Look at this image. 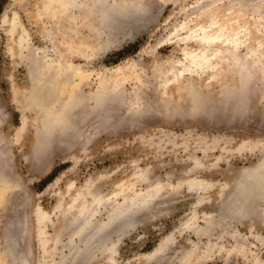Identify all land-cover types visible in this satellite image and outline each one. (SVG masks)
<instances>
[{
	"label": "rangeland",
	"instance_id": "rangeland-1",
	"mask_svg": "<svg viewBox=\"0 0 264 264\" xmlns=\"http://www.w3.org/2000/svg\"><path fill=\"white\" fill-rule=\"evenodd\" d=\"M44 1L0 0V264L83 250L62 227L78 193L72 211L99 196L91 222H105L157 184L151 203L106 228L80 264H264L258 192L242 203L250 219L210 202L229 175L264 160V0L242 10L255 0H142L139 17L120 20L87 55L64 51L65 24L41 11ZM165 100L183 114L169 115Z\"/></svg>",
	"mask_w": 264,
	"mask_h": 264
},
{
	"label": "bare ground",
	"instance_id": "bare-ground-1",
	"mask_svg": "<svg viewBox=\"0 0 264 264\" xmlns=\"http://www.w3.org/2000/svg\"><path fill=\"white\" fill-rule=\"evenodd\" d=\"M141 1L142 0H112V2H114V3H108V1H106V0H81V2L78 3L77 0H45L43 2V4H41V6H42L41 11L48 13L50 18L51 17L57 18L59 21H61V22H63V24H65V26H64L65 31L63 32V35H62V38L64 40V43H63L64 51H65V49L67 51L73 52V53H78L80 51L83 55H87V52H88L87 50H88V47L91 45V43H92L91 47H93L94 46L93 43L95 44V43L99 42L101 40V38L106 34L105 32H107V30L109 31L110 29L112 30L113 28H117L118 22L120 20L128 19L132 22L136 18H138L139 17L138 12L137 11L135 12V10H138L137 7L138 8L139 7L144 8V5L142 4ZM256 3L258 5L263 4V0H255L254 2H248V3L246 2L245 5H242V8L240 7V10L246 9L247 7H251L252 4H256ZM72 9H75L77 14H72L73 13V12L71 13ZM147 14H148V11H147ZM145 16H147V15H145ZM135 25H136V23H135ZM79 26L84 27L88 30L89 38L80 35L79 29H78ZM73 40H74V42H73ZM216 48H217V46H216ZM229 54H230V56L233 55L232 52H229ZM233 57H235V56H233ZM238 59H239V57L235 58L236 61ZM238 61H239L238 65L240 64V70H243L245 75L250 73L249 75L251 77L252 76L251 72L250 71L248 72V68H247V66H245L246 64L242 65L240 63V62H242V60L240 61V59ZM71 68H73V67H71ZM42 69H41V71H42ZM249 70H250V68H249ZM251 71H252V69H251ZM250 77L248 76V77L244 78V80L248 79ZM251 79H252V77L248 81H251ZM45 82H42V83L45 84ZM192 86L193 87H190V88H192V91H194L193 92V94H194L195 91H197L198 89L193 84H192ZM43 88H44V86H43ZM36 91H38V90H36ZM40 91H42V90H40ZM196 93H197V96H198V93L201 94V92H196ZM227 94H228V92H227ZM37 95L36 94L33 95L34 96L33 102H35L34 104L36 107L39 105H40V107H42L43 104H41L42 103L41 97H36ZM74 95H76V94H74ZM72 97H73V95H72ZM74 97H76V96H74ZM200 98H203V97H200ZM101 99H103V97ZM196 99L199 100L198 97ZM196 99H195V101H196ZM81 100H83V99H81ZM165 101H166V109L165 110L168 112L169 115L180 114V113L183 114V112H181L180 104H178L176 101H171V102H169L167 100H165ZM74 102H75V100H74ZM80 102H83V101H80ZM95 103L97 106L101 105V103H99L97 101V99L95 100ZM76 104H78V103H76ZM197 104H200V103H197ZM244 104H246V103H244ZM203 105H204V103H203ZM143 106H145L144 111L149 110L148 104L147 105L144 104ZM48 107L51 108V106H48ZM196 107H197L196 112L198 113V112H203V111L208 112L209 108L212 106L205 108V106L196 105ZM189 108H190V106H189ZM65 111H66V109H65ZM139 111L140 110L138 108L136 110V112H139ZM0 112H1V109H0ZM44 119H45V117H44ZM52 125H54V124H52ZM56 125H57V123H56ZM75 126H76V124H75ZM72 127L74 129L73 123L70 126H68L67 128L71 131ZM77 130H78V128H77ZM73 131L75 132V130H73ZM53 132L54 131L51 130L50 134H48L49 137L46 136L49 139V142L46 143L47 145L44 144L43 146L49 147L51 145ZM36 146H37V144H36ZM148 173L150 174V171ZM140 175L144 176L145 174L143 172L142 174L140 173ZM229 179H231L229 182H226V183L222 184L221 187H219V189L216 191V193L214 195V199H212L210 201L211 204L213 205L212 212L221 211L224 214L226 212H229V213L234 212V214H236V215H241L243 217H247V219H250L251 215H249V214L246 215L248 210L246 207H244L242 205V203L245 202L246 197H248L250 191H253V190L257 191L258 196H260V198L264 200V160L260 161L259 163H257L253 167H250L247 169H242V170L237 171V172H233L231 175H229ZM187 183L192 188H199V187L202 188L205 186L202 182L197 181V180H189ZM163 188H164L163 185L157 184L155 186H152L150 189H148L145 193H143L141 195H131V196L125 198V200L121 204L115 205L113 207L112 211H110L108 213V217H107L105 222H94V223L91 222V217L94 213L95 207L97 205H99V203L101 201L100 197L95 196L90 203L80 202L78 205H76V210L73 212L72 211V208H74L73 202H75V200H77L76 198H78L81 195V193H78L74 198H72L70 200V202L68 203V207L63 209L64 223L62 224V227H63V229L69 228V227L72 228V233L74 235H77L80 237V242L84 245L83 246L84 248H83V250H76V252L74 253V255L70 259L67 257H63L59 261L53 260L52 257L50 256L51 252L53 251V248L46 249L45 250L46 254L44 257V264H80L82 260L87 258L86 257L87 254L85 253L87 250V246L92 241L95 242L94 240L101 239V237H103L102 232L104 230H106V228L109 229L110 226L116 228L117 224L120 221H122L121 218L126 216V215H129L130 212L136 206L138 207V205H137L138 203L140 204L141 207L142 206L143 207L148 206L151 203V201L158 195L159 191H161ZM124 190H126V189H124ZM258 196H256V197H258ZM247 200H249V202H250V199H247ZM248 208L250 209V207H248ZM248 212L250 213V211H248ZM45 217H46V215L39 213V216H38L39 220H43ZM124 222H125V220H124ZM121 224H122V222H121ZM116 230H117V228H116ZM106 233L108 234V232H106ZM15 238H16V236H15ZM103 238H105V236ZM19 239H20V236H19L18 240H17V238L15 240H17V242H18ZM11 241H12V243L14 242L12 240V238H11ZM46 242L47 241H45V240H41V243L43 246H45ZM53 242L54 243L57 242V237H55L53 239ZM91 245L93 246V244H91ZM91 249H92V247H91ZM8 251L10 253H12L10 250H8ZM89 252H90V250H89ZM20 253H21V251H20ZM5 254H8V252L7 253L5 252ZM13 254L14 253H12V255ZM154 254H155V252H154ZM13 256L12 257L15 260L19 259V262L21 264H26V261H27L26 255L19 256V258H18V256H15V255H13ZM153 257L154 256L152 255V258ZM145 260H146V258H145ZM11 262L13 263V261H11Z\"/></svg>",
	"mask_w": 264,
	"mask_h": 264
}]
</instances>
